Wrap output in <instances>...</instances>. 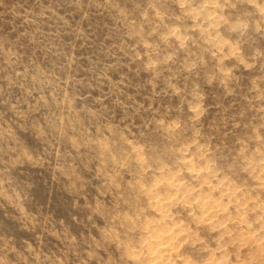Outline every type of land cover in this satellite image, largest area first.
<instances>
[{
	"label": "rangeland",
	"instance_id": "374dc122",
	"mask_svg": "<svg viewBox=\"0 0 264 264\" xmlns=\"http://www.w3.org/2000/svg\"><path fill=\"white\" fill-rule=\"evenodd\" d=\"M0 264H264V0H0Z\"/></svg>",
	"mask_w": 264,
	"mask_h": 264
}]
</instances>
